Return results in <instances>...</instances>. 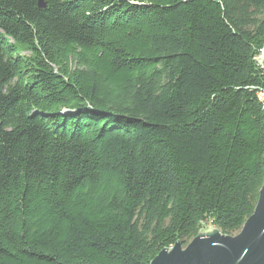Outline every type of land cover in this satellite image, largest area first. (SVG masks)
Instances as JSON below:
<instances>
[{
    "label": "trees",
    "instance_id": "obj_1",
    "mask_svg": "<svg viewBox=\"0 0 264 264\" xmlns=\"http://www.w3.org/2000/svg\"><path fill=\"white\" fill-rule=\"evenodd\" d=\"M0 0V264H150L238 234L264 185V0Z\"/></svg>",
    "mask_w": 264,
    "mask_h": 264
},
{
    "label": "water",
    "instance_id": "obj_2",
    "mask_svg": "<svg viewBox=\"0 0 264 264\" xmlns=\"http://www.w3.org/2000/svg\"><path fill=\"white\" fill-rule=\"evenodd\" d=\"M39 7H46L43 0ZM259 63L264 70V49ZM150 264H264V185L255 212L238 234L201 231L186 247L177 243L164 249Z\"/></svg>",
    "mask_w": 264,
    "mask_h": 264
},
{
    "label": "rangeland",
    "instance_id": "obj_3",
    "mask_svg": "<svg viewBox=\"0 0 264 264\" xmlns=\"http://www.w3.org/2000/svg\"><path fill=\"white\" fill-rule=\"evenodd\" d=\"M262 99L264 100V96H262ZM210 228H213V227L210 226V225H206V227H205L202 231H207V230H209Z\"/></svg>",
    "mask_w": 264,
    "mask_h": 264
}]
</instances>
